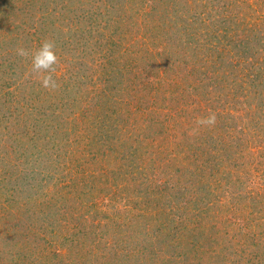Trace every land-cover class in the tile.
Returning <instances> with one entry per match:
<instances>
[{
  "label": "rangeland",
  "instance_id": "374dc122",
  "mask_svg": "<svg viewBox=\"0 0 264 264\" xmlns=\"http://www.w3.org/2000/svg\"><path fill=\"white\" fill-rule=\"evenodd\" d=\"M0 264H264V0H0Z\"/></svg>",
  "mask_w": 264,
  "mask_h": 264
},
{
  "label": "clouds",
  "instance_id": "9594fccd",
  "mask_svg": "<svg viewBox=\"0 0 264 264\" xmlns=\"http://www.w3.org/2000/svg\"><path fill=\"white\" fill-rule=\"evenodd\" d=\"M16 55L30 60L32 73L38 78L41 87L50 92L60 87L55 77L60 59L57 55L54 40L44 39L40 42L39 47L34 50L22 46L17 47ZM215 123L216 115L214 113L197 120V124L201 126L211 127Z\"/></svg>",
  "mask_w": 264,
  "mask_h": 264
}]
</instances>
